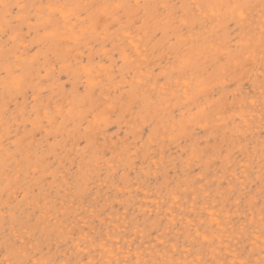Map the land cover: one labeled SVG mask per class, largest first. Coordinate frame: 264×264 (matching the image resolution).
<instances>
[{"label": "rangeland", "instance_id": "obj_1", "mask_svg": "<svg viewBox=\"0 0 264 264\" xmlns=\"http://www.w3.org/2000/svg\"><path fill=\"white\" fill-rule=\"evenodd\" d=\"M48 2L5 0L33 21ZM59 2L87 7L0 33V80L9 56L24 78L0 86V264L116 259L102 243L121 260L259 259L261 0Z\"/></svg>", "mask_w": 264, "mask_h": 264}, {"label": "snow or ice", "instance_id": "obj_2", "mask_svg": "<svg viewBox=\"0 0 264 264\" xmlns=\"http://www.w3.org/2000/svg\"><path fill=\"white\" fill-rule=\"evenodd\" d=\"M262 4V17H264V0H261ZM30 6L25 3H13L8 4L5 3V0H0V9H3V17L0 18V33H2L7 38V43L10 45L12 42L18 39L17 29L16 26L20 25L21 27L28 23L29 25H32L33 23H36L37 25H43L42 31L45 33H48L49 29L58 28L62 24H67L72 22L73 17H80L83 15V12L81 9L83 7H87L86 5H80V4H66V3H60L59 0H49L48 3L41 4V5H32L31 7H38L42 9V12L39 14L37 20L33 21L32 15L26 13V9H28ZM93 7H95L93 5ZM129 7V5H126L124 3H115L112 5H104L105 9L111 8L113 11L109 14V20L111 21L110 26L114 27L116 23H119V13L120 10ZM137 8L144 7L149 8L151 6L149 5H143L140 4L136 5ZM169 7L166 4H159L156 5L157 9H165ZM193 8H200L205 10V14H207L208 9H215L217 7H222V5H217L215 3H207V4H194L192 5ZM234 12L238 11L241 19H244L245 16V8L249 7L245 4H232L229 5ZM213 14H215L213 12ZM147 19V16L145 17ZM94 22H99V17L95 18ZM139 22V21H138ZM177 22L175 20L172 21V24H176ZM179 26H183L186 24V18L180 17L178 21ZM159 35V30H157L156 33H154V37ZM130 43V42H129ZM261 49H260V57H261V75H264V22H262L261 26ZM254 55V54H253ZM247 59V57H246ZM4 77L3 80H0V86L4 87L7 92H18L24 82L23 74L15 69L12 66V60L9 56L6 59V67L4 68ZM261 109H262V116H264V82L261 84ZM252 103H255V101H252ZM51 123V121H49ZM261 135L264 136V129L261 130ZM11 151L9 152V156H11ZM35 170V169H33ZM261 183L264 184V175H261L260 177ZM264 191V189H262ZM260 230H259V236L258 239L260 240V257L257 260H252L251 258H245L243 254H234V258L228 259H217L215 256L212 258L205 257L202 253L200 255H197V257L191 261V264H264V205L261 206V217H260ZM196 236H200V233L197 232ZM205 240H207V235L204 237ZM163 243V241H161ZM103 248L105 255L108 257L115 256L116 259H107L106 261L101 260H92L87 259L81 264H188L187 261L180 262L176 260L171 261H156V262H147V261H141L139 259L136 260H129L127 257H125L123 260H121L120 257V251L116 250L113 251V248L108 247L106 244L99 245ZM118 249V245L114 246ZM228 246L225 244L223 245V248H227ZM210 251H215V249L209 247ZM223 250V249H221ZM18 254L23 257L25 253L23 250H19ZM9 264H50L48 261H33L32 259H17L15 261H9Z\"/></svg>", "mask_w": 264, "mask_h": 264}]
</instances>
